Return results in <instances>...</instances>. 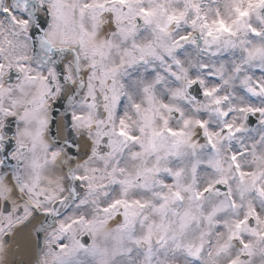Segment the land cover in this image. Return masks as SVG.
<instances>
[{
	"label": "snow or ice",
	"instance_id": "obj_1",
	"mask_svg": "<svg viewBox=\"0 0 264 264\" xmlns=\"http://www.w3.org/2000/svg\"><path fill=\"white\" fill-rule=\"evenodd\" d=\"M0 264H264V0H0Z\"/></svg>",
	"mask_w": 264,
	"mask_h": 264
}]
</instances>
